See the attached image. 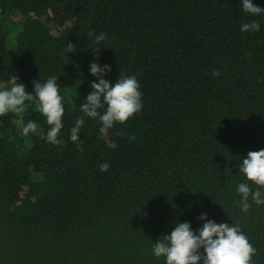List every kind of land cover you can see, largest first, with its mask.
Wrapping results in <instances>:
<instances>
[{"label":"trees","instance_id":"16d2710c","mask_svg":"<svg viewBox=\"0 0 264 264\" xmlns=\"http://www.w3.org/2000/svg\"><path fill=\"white\" fill-rule=\"evenodd\" d=\"M252 20L260 30L242 32ZM94 62L142 94L141 111L103 133L80 110ZM11 76L33 94L58 78L64 144L47 142L35 104L0 116V264H165L153 244L183 222L198 235L202 214L238 225L264 264V205L249 197L243 213L236 191L257 189L239 166L264 149V14L242 0H0V88Z\"/></svg>","mask_w":264,"mask_h":264},{"label":"clouds","instance_id":"9594fccd","mask_svg":"<svg viewBox=\"0 0 264 264\" xmlns=\"http://www.w3.org/2000/svg\"><path fill=\"white\" fill-rule=\"evenodd\" d=\"M242 8L245 13L252 16L264 14V8L256 6L252 0H242ZM242 32H258L260 25L256 20L245 23L240 29ZM93 36L92 32L88 33ZM107 34L101 32L95 36V43L99 45L106 39ZM98 47L95 51H99ZM68 52H75V47L68 44ZM98 59V57H97ZM111 71L109 65L100 67L97 63L90 65V73L98 78V82H92V91L86 97V103L81 105V112L85 117L99 119L102 123L100 131L106 132L115 123H125L135 114L141 111L140 84L135 76L119 77L115 83L104 79V75ZM213 76H220L218 70H213ZM57 77L51 76L46 82L38 83L33 81L34 94L27 93L25 85L18 83V77H10V88H0V116L9 112L19 114L27 111L35 104L39 112L46 117V122L50 126L47 132V142L53 145H63L64 141L59 137L61 129L64 127L62 116L64 115V105L59 94ZM106 110L101 113L99 110ZM85 120L83 117L75 120V126L70 130V140L76 143L79 133ZM38 125L29 121L22 128V135L36 133ZM77 148L81 144L77 143ZM101 172L109 169L107 162L99 166ZM247 181L257 186L252 190L248 183L241 182L237 186V193L241 199L239 206L243 213H247L252 206L251 201L257 206L264 205V149L250 151L247 158L239 166ZM205 220L203 227L199 229V234H195L188 222L178 223L170 235H164L163 239L152 246L153 255L156 258L164 257L165 264H252V258L256 254V249L249 242L246 234L238 225L220 223L207 219V214H202L199 218ZM203 249V253L199 250Z\"/></svg>","mask_w":264,"mask_h":264},{"label":"rangeland","instance_id":"374dc122","mask_svg":"<svg viewBox=\"0 0 264 264\" xmlns=\"http://www.w3.org/2000/svg\"><path fill=\"white\" fill-rule=\"evenodd\" d=\"M27 92V91H26ZM27 93H29V92H27Z\"/></svg>","mask_w":264,"mask_h":264}]
</instances>
